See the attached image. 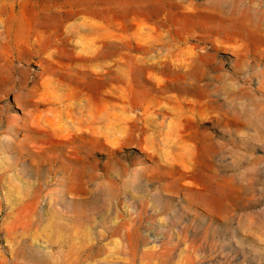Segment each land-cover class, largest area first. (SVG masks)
Here are the masks:
<instances>
[{
  "label": "rangeland",
  "instance_id": "rangeland-1",
  "mask_svg": "<svg viewBox=\"0 0 264 264\" xmlns=\"http://www.w3.org/2000/svg\"><path fill=\"white\" fill-rule=\"evenodd\" d=\"M0 264H264V0H0Z\"/></svg>",
  "mask_w": 264,
  "mask_h": 264
},
{
  "label": "bare ground",
  "instance_id": "bare-ground-1",
  "mask_svg": "<svg viewBox=\"0 0 264 264\" xmlns=\"http://www.w3.org/2000/svg\"><path fill=\"white\" fill-rule=\"evenodd\" d=\"M144 9H145V8H144ZM155 11H156V10H155ZM88 12H89V11H88ZM139 12H140V11H139ZM141 13H142V12H141ZM139 15H140V14H139ZM49 22H50V21H49ZM81 22H82V21H81ZM44 23H45V22H44ZM50 24H51V23H50ZM77 24H78V23H76V25H77ZM82 24H83V22L81 23V25H82ZM39 25H40V24H39ZM81 25H80V26H81ZM226 25H227V24H225V26H226ZM48 26H49V24H48ZM48 26H47V27H48ZM73 26H75V25H73ZM83 26L85 27L86 25H83ZM225 26H224V27H225ZM71 27H72V26H71ZM76 27H77V26H76ZM84 27H83V28H84ZM72 28H73V27H72ZM72 28H71V29H72ZM74 28H75V27H74ZM77 28H78V27H77ZM80 28H81V27H79L78 29L80 30ZM83 28H82V29H83ZM227 28H228V27H227ZM78 29H77V30H78ZM222 29H223V28H222ZM74 32H75V31H74ZM68 34H69V33H68ZM78 36H79V35H78ZM152 45H153V44H152ZM153 46H154V45H153Z\"/></svg>",
  "mask_w": 264,
  "mask_h": 264
}]
</instances>
